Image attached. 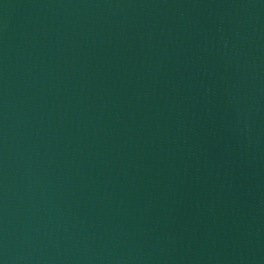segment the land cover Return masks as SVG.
I'll return each instance as SVG.
<instances>
[{
    "label": "water",
    "instance_id": "1",
    "mask_svg": "<svg viewBox=\"0 0 264 264\" xmlns=\"http://www.w3.org/2000/svg\"><path fill=\"white\" fill-rule=\"evenodd\" d=\"M0 264H264V0H0Z\"/></svg>",
    "mask_w": 264,
    "mask_h": 264
}]
</instances>
